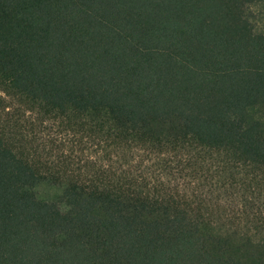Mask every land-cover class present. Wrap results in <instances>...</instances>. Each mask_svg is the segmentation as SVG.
<instances>
[{
    "label": "trees",
    "instance_id": "16d2710c",
    "mask_svg": "<svg viewBox=\"0 0 264 264\" xmlns=\"http://www.w3.org/2000/svg\"><path fill=\"white\" fill-rule=\"evenodd\" d=\"M260 6L0 0V264H264Z\"/></svg>",
    "mask_w": 264,
    "mask_h": 264
},
{
    "label": "rangeland",
    "instance_id": "374dc122",
    "mask_svg": "<svg viewBox=\"0 0 264 264\" xmlns=\"http://www.w3.org/2000/svg\"><path fill=\"white\" fill-rule=\"evenodd\" d=\"M254 10L257 15L258 27L264 28V6L257 7ZM39 191L43 195L50 196L58 193L59 187L46 183L41 186ZM147 218L150 219V217ZM231 249L240 263H248L257 260L258 250H256L253 246L241 242H234Z\"/></svg>",
    "mask_w": 264,
    "mask_h": 264
}]
</instances>
